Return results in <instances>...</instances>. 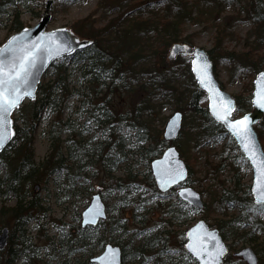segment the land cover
I'll list each match as a JSON object with an SVG mask.
<instances>
[{"label":"trees","instance_id":"trees-1","mask_svg":"<svg viewBox=\"0 0 264 264\" xmlns=\"http://www.w3.org/2000/svg\"><path fill=\"white\" fill-rule=\"evenodd\" d=\"M130 1L137 3L134 7L138 10L136 16L126 19L125 13H122L111 18L99 30L86 32L87 36L96 41L74 55L78 58L76 67L81 71V77L86 78V93L69 88L66 62L71 57H65L53 63L54 78L40 83V97L21 108L20 123L15 118V136L0 154L1 167L8 172L7 179L0 178V193L20 195L17 197V204L1 209L0 230L2 227H12L13 230L6 248L0 250V264H16L26 249L29 250V257L33 258L32 263L40 261L37 258L40 249L30 251L34 246L27 230L32 222L40 224L41 219L48 214L49 207H45L43 203L48 201V194L53 196L50 186L65 193L66 200L77 196L88 198L92 193L90 187H93L96 178L100 188H104L110 196L114 193L117 196L114 204L107 205L108 218L96 228L77 227L73 231V227L68 225L65 232L61 227L58 235L47 238L46 248L64 260L61 263L52 261L45 264H92L90 259L98 255L109 240L121 246L123 264H187L188 261L197 264L184 248L185 232L189 226L186 229L182 227L193 219L191 214L198 211H203V218L212 219L210 225L217 227L229 244L230 252L224 264H237L232 259L237 258L234 252L240 249V244H243L242 247H252L259 257V264H264V222L260 221L258 215L264 210V205L255 204L251 186L246 187L243 182L242 166L247 164V160L222 124L210 115L207 96L196 83L191 64L188 63L189 58L170 61L167 56L168 46L180 41L183 24L196 20L197 16L186 0H161L164 10L158 15L154 14L155 18L149 20L142 18V15L155 6L156 0ZM235 1L239 4V11L252 24L245 37V42H251L252 47L242 55L234 50L221 48L226 28L216 24L217 42L208 53L215 69L223 62L231 65L230 71L234 75L253 77L251 84H247V96L234 95L236 115H244L252 110L253 79L258 72L264 70V2ZM27 2L0 0V23L4 19L11 21L9 28L12 33L24 27L19 7L21 4L27 5ZM225 2L234 3V0L204 2L206 9L200 16L204 13L212 16L217 6L220 5L221 10ZM135 27L139 29L134 30ZM73 30L80 34L83 27L77 21L73 24ZM151 30L155 32L153 38L148 36ZM98 36L102 39L99 40ZM254 47L259 48L255 50ZM157 57L159 61H155ZM127 75L130 81L127 80ZM144 75L147 80L143 79ZM110 77L112 78L108 83ZM120 80L122 82L117 83ZM220 85L225 88L222 82ZM155 88H161L163 94L177 92L181 95L175 97L182 104L179 109L183 113L190 112L194 118L190 127L184 121L181 137L174 141L188 163L187 153H191V148L199 151L208 142L216 146L218 142L225 141L226 145L231 146L232 152L237 153L233 154L232 161L229 157L214 166L210 164L214 177L219 179L222 172H228L232 182L227 187L222 185L215 192L211 207L204 204L201 210L193 207L189 210L181 200L178 204L172 203L167 207L159 202L164 216L159 224L150 220L152 209L147 195L150 191L159 197L163 195L157 190L150 169L142 178V174L130 169L126 163L128 153L124 150L127 144L137 146L136 153L149 165L169 145L161 137V132H155L151 126L154 111L161 106L153 99ZM134 93H139L140 99L134 100L137 102L112 100L111 97L114 94L124 98ZM74 95L84 97L79 100L77 115L74 114L75 110L69 113L66 111L67 102ZM44 109L51 110L53 118L44 132L49 141L47 155L38 161L34 142ZM83 117L85 120L80 122ZM125 126L129 133L126 135L123 134ZM91 129H95L92 135ZM256 130L263 143L264 118L256 125ZM122 167L123 174L119 176ZM189 172L190 177L195 174L192 166ZM41 184L45 185L46 191L43 198L34 195L31 206L22 202L23 192ZM57 203L61 204L59 198ZM77 211L76 219H80L81 213ZM150 224L154 226L150 227ZM102 225L108 231L105 235L99 230ZM167 225L173 229H168ZM174 229H181L180 233ZM109 233L111 238H107ZM237 261L238 264H246L240 258Z\"/></svg>","mask_w":264,"mask_h":264},{"label":"rangeland","instance_id":"rangeland-1","mask_svg":"<svg viewBox=\"0 0 264 264\" xmlns=\"http://www.w3.org/2000/svg\"><path fill=\"white\" fill-rule=\"evenodd\" d=\"M27 1H28L27 5L21 4L19 7L20 20L23 22L24 27L33 26L39 21L45 9L46 0H27ZM186 1H188L189 6L192 9V12L195 16H197V19L194 21H186L183 24V32L181 34L180 41L173 42L171 45L168 46V50H167L168 54L170 47L174 43H186L193 48L197 47L200 49H205L206 51L212 49L217 42L216 24H221L226 28L225 29L226 37L221 39V43H220L221 48H226V50H234L238 53H241L242 55L252 47L251 42H249L248 44L247 42H245V37L247 36L248 32L251 30L252 24L248 19H246L244 13L239 11L240 10L239 4L236 3L235 0L234 3L225 2L221 10H219L220 5H218L216 10L212 13V16L208 13H204L203 15L200 16V13L206 9L204 2L211 0H186ZM240 1L241 3H244L247 2L248 0H240ZM135 4H137L135 1H130V0L129 1L127 0H55V2L52 5L53 10L51 9V20L49 22L47 29L51 30L59 27H69L73 29V24L78 21L80 25L83 27V30L79 35L82 38L91 39L94 42L96 41V39L87 36L86 32L90 33L91 31L99 30L111 18L121 15L122 13H125L124 16L126 17V19L136 16L137 14L136 12L138 10L134 9ZM163 10H164V3H162L161 0H156L155 6L152 7L150 11L145 12L142 15V18L153 20L155 18L154 14L158 15ZM198 17L200 18L198 19ZM8 20H11V18H9ZM10 22L11 21H7L6 19H4L2 21V24L0 23V45L4 41H6L12 34L15 33V32L12 33L9 28ZM138 29H139L138 27L134 28V30H138ZM148 36L150 38L155 37V32L151 30ZM100 39L102 38L99 37V40ZM122 39H124L123 35H122ZM258 48L259 47H254L255 50H258ZM179 58H183V57L178 56L175 60ZM188 58L189 60L192 59L191 56H188ZM60 60L61 59H59L58 61ZM77 60L78 58L73 56L69 58L66 62L69 73V80H68V83L70 84L69 88H76V90L82 92V94H85L86 93L85 86L87 85L86 78L83 79L81 77V71L78 70L76 67ZM155 61H159V57H157ZM188 63H190V61H188ZM230 70H232L231 65L230 64L228 65L223 62L219 63L217 68L215 69L219 81L222 82L223 86L225 87L224 89L233 95L242 94L243 96H247L249 94V91L247 89V84H251V80L253 77L242 74L234 75V73H232ZM54 74H55L54 70L52 69V67H50L46 75L44 76L42 82L46 83L52 80L54 78ZM111 78L112 77L108 79L107 81L108 83L111 81ZM126 78L128 81H130L129 75H127ZM143 79L147 80L146 75H144ZM121 82L122 81L120 80L117 83H121ZM155 90L156 91L154 92L153 99L155 100V102L157 101L159 104H161V106L156 108V110L154 111V117L152 115L153 117L152 121L154 122L151 126L155 132L156 131H158L159 133L161 132L160 135L164 139L163 132L168 119L176 111H181L179 109V106L182 104L178 102L177 99L175 98L176 96L178 97L181 95L177 94V92L163 94L161 92V88H155ZM38 97H40L39 94ZM111 97L112 100H132V102H137L134 100L140 99L139 93L127 95L124 98H119L116 97L114 94H111ZM83 98L84 97L80 98L78 95L72 96L70 100H68L67 102L66 111L69 113L70 111L75 110L74 114L77 115L78 113L77 111L79 109V105H78L79 100H82ZM28 102L29 101L26 100L14 114V119L16 118L18 120L17 121L18 123H20V118H21L20 110ZM50 111L51 110L49 109L48 110L44 109V111L40 115V120L38 122V128L34 142L36 159L38 161L41 160L44 156H46L48 151L49 141L45 137L44 132L49 127L51 119L53 118V115L51 114ZM183 115H184L183 124L184 121H186L188 123L187 127H190L194 122L193 116L190 114V112H185L183 113ZM238 116L241 115L235 114V117ZM84 120L85 119L83 117L80 122H83ZM89 126L91 127V125ZM182 131H183V126L181 132ZM127 132H128L127 127L125 126L123 130V134L124 135L129 134ZM93 133H95V129L93 130L91 129L90 135H92ZM166 142L171 144L170 141H166ZM175 143L176 142H174L173 144ZM262 145L264 148V141ZM136 147L137 146H132L131 144H127L126 147L124 148V150L128 153L127 155L128 160L126 163L129 165L130 169L134 170L135 173L142 174L140 176L142 178L143 174H146L148 169H150L151 162L148 165V162L146 163V161L142 160L141 157H139L138 153H136L137 152ZM177 148L181 153L180 148L179 147ZM192 148H191V153H187L189 157V163L186 161L185 156L183 154L181 155V157L187 163L189 170H191V166H192L193 172H195L194 175H191V177H189L187 181V185H190L195 190L199 191L203 196L204 204L210 206V203L213 199L215 192H217L218 189H220L221 187L223 186L227 187L232 183L231 174L228 172L226 173L222 172L219 176V179L217 178V176L214 177L212 175L213 168L210 167V164L214 166V164L219 163L221 160H225L226 158L229 157L232 161L234 157L233 154L234 153L237 154V153L236 152L233 153L231 146L226 145L225 141L218 142L216 146H213L211 142H208L204 144L202 149L199 151L198 149H192ZM2 174H3V169L1 168L0 175ZM122 174H123V167L122 170H120V172L118 173V175L121 176ZM241 176H243V182L245 183L246 187L247 185L251 186L253 179V172L248 161L246 165L242 166ZM97 180L98 178L94 180L93 187H90L92 193L88 198L77 196V197H70L68 200H66L65 193H62L60 189L59 191L58 190L56 191L52 186H50V188L53 189V196L52 198L49 199V201L43 203L45 207L50 208L49 213L41 219L40 224H36L35 221L32 222L27 230L28 231L27 234L31 237L34 246L30 251H36V249L38 248L40 249L41 255L45 257L52 255L51 251L44 249V247L48 245L47 238L48 237L52 238L58 235L59 234L58 230L60 229V226H62V230H65L67 227L69 228V226L73 227V231L77 230V227H80V219L78 218L76 219L75 211L78 210L77 213L78 212L81 213L89 204L93 193L96 192L101 193L106 206L107 205L111 206L116 202L117 196H115V193L111 196L107 194V191L104 188H100L98 186ZM222 182L224 183L222 184ZM87 187H89V185H87ZM44 188L45 185L41 184L39 188V192L42 198L43 196H45V192H46ZM162 195L163 196L161 197L156 196L151 191L147 195V198L149 199L150 202L149 204H151L150 207L152 209L149 214V217L151 218L150 220L157 221L158 224L160 223L159 222L160 219L164 217L163 209L160 208L158 205L159 202L165 205L166 207L172 203L178 204L180 202L179 201L180 199L177 196V189H173L171 192ZM58 198L62 199L60 205L57 203ZM185 208L190 210L189 205H187ZM202 212L203 211L194 212L193 214L190 213L193 219L190 220V222L184 225L182 228L186 229L188 226L194 224L198 219L203 218ZM214 215L215 214H213V216ZM258 215L260 221L264 222V210L260 212ZM206 220L210 224H212L211 223L212 219L207 218ZM63 223L65 224V226H63L64 225ZM43 226L45 227L43 228ZM149 226L152 227L154 226V224H150ZM167 226L168 229H173L170 225ZM99 230L102 234L108 233L104 225H102L99 228ZM174 230L180 233L181 229L179 230L174 229ZM65 232L67 231L65 230ZM107 238H111L110 233L107 234ZM109 242L112 241L109 240ZM242 246L243 244H240L238 248H241ZM174 256H177V254H175ZM40 258L41 257H39L38 259ZM237 258L234 257L232 261L237 262L238 264ZM16 264H20V263L17 262ZM32 264H43V262L42 259H40V261L35 260V262ZM187 264H193V262L188 261Z\"/></svg>","mask_w":264,"mask_h":264},{"label":"water","instance_id":"water-1","mask_svg":"<svg viewBox=\"0 0 264 264\" xmlns=\"http://www.w3.org/2000/svg\"><path fill=\"white\" fill-rule=\"evenodd\" d=\"M54 2L55 0H46L42 17L35 25L22 28L0 45V69L3 71V76L0 79L10 81L11 77L16 75V70L19 68L22 59L27 70L26 73H20V79L14 82L18 86V94L21 96L18 106L2 114L4 120L0 122L2 123L0 130L3 131L4 141L0 145V153L11 143L16 133L13 115L26 100H36L39 85L51 65L56 60L65 56H72L77 51L87 48L93 42L91 39L82 38L69 27L47 29ZM179 55L183 57L192 56V73L198 86L208 97V111L218 123L225 127L248 161L253 172L251 195L255 204H264V200L254 191L259 187L256 183L257 167L253 165L250 154L244 147L245 144L254 147L257 162L261 157H264V148L255 128L264 118V70L258 72L253 81L252 110L235 117V98L220 86L209 53L205 49L193 48L186 43H174L170 47L168 59H176ZM3 87L7 90L10 85L4 84ZM26 91H30L32 95H25ZM245 118L247 119L248 135L242 138V136L234 134L231 125L237 121L245 120ZM182 126L183 113L176 111L165 125L164 139L170 142L176 141ZM150 170L160 192L167 193L172 189H177V196L181 201L194 208L202 209L204 207L202 194L186 184L189 179V167L175 144L169 145L161 156L151 161ZM106 218L107 206L102 195L96 192L81 213V226L82 228L97 227ZM7 232L8 230L5 228L0 234L1 246H5L7 243ZM212 236H215L216 239H211ZM185 237L184 248L197 264H212L209 253L215 255L218 245L227 249L226 254L219 260V264H224V259L230 251L228 242L223 238L219 229L212 227L206 219L200 218L189 226L185 232ZM235 255L246 264H259L257 253L250 246L240 248L235 252ZM91 263L123 264L121 246L107 243L99 255L91 258Z\"/></svg>","mask_w":264,"mask_h":264},{"label":"snow or ice","instance_id":"snow-or-ice-1","mask_svg":"<svg viewBox=\"0 0 264 264\" xmlns=\"http://www.w3.org/2000/svg\"><path fill=\"white\" fill-rule=\"evenodd\" d=\"M26 71L27 70L24 67V60L22 59L19 68L16 70V75H13L10 81L0 79V122L4 120V116L2 115L3 113H7L11 108L18 106L21 96L20 94H18V86L14 82L20 79V73H26ZM2 76L3 71L2 69H0V77ZM201 82L203 83V80ZM4 84H9V89H4ZM24 94L29 96L32 95L30 91H26ZM231 127L234 131V134L242 136V138L248 135L246 118L245 120L237 121L236 123L231 125ZM0 129H2V123H0ZM3 141V131L0 130V145L3 144ZM244 147L245 150L250 154V158L252 159L253 165L257 167L256 183L259 185V187L257 189H254V191H256L258 195L262 198V200H264V157H261L259 162H257L254 147H251L248 144H245ZM211 239L215 240L216 238L215 236H212ZM226 252V248H224L222 245H218L215 255L209 253L212 259V264H219L220 258L224 256Z\"/></svg>","mask_w":264,"mask_h":264},{"label":"flooded vegetation","instance_id":"flooded-vegetation-1","mask_svg":"<svg viewBox=\"0 0 264 264\" xmlns=\"http://www.w3.org/2000/svg\"><path fill=\"white\" fill-rule=\"evenodd\" d=\"M1 159V158H0ZM40 161V160H39ZM7 171H6V169H3V174L2 175H0V178L1 179H4V178H8V176H7ZM53 178V177H52ZM52 178H51V181L50 182H52L53 180H52ZM39 188H40V185H37V187H33L32 188V190H28V191H25V192H23L22 194H21V198H22V202H24L25 204H28V206H31L32 205V202H33V199H34V195H36V196H40L41 194H40V192H39ZM17 196H14L13 194H5V193H0V213H1V209L4 207V206H13V205H15V204H17L18 203V199H17V197L20 195V193L19 194H16ZM41 197V196H40ZM44 197V196H43ZM42 198V197H41ZM50 198H52V195L51 194H48L47 196H46V199L49 201V199ZM60 201L62 202V199L60 198ZM50 209V208H49ZM48 213H49V211H48ZM22 221V220H21ZM45 226H43V228H44ZM61 227L62 226H60V229H61ZM81 227V226H80ZM5 228H7V230H8V232H7V243H6V245L8 244V241L10 240L9 238H10V235L12 236V233H11V231L13 230L12 229V227H2L1 228V230H0V234L3 232V230L5 229ZM14 228V227H13ZM82 228V227H81ZM15 229V228H14ZM59 229V230H60ZM19 232H22L21 230L19 231ZM6 245L4 246H1V244H0V250H4L5 248H6ZM44 249H47L46 247H44ZM5 253V251L4 252H2V254H4ZM23 254L24 255H22L19 259H18V263H20V264H29V263H31L32 264V262H33V258H30L29 257V250L28 249H26L25 250V252H23ZM39 257H41L40 259H42V262H43V264H45V263H50V262H55V263H61L63 260H64V258H60V257H57V256H55L54 255V253L52 252V255H50V256H47V257H45V256H43V255H41V253H40V255L39 256H37V258H39Z\"/></svg>","mask_w":264,"mask_h":264},{"label":"bare ground","instance_id":"bare-ground-1","mask_svg":"<svg viewBox=\"0 0 264 264\" xmlns=\"http://www.w3.org/2000/svg\"><path fill=\"white\" fill-rule=\"evenodd\" d=\"M210 224V223H209Z\"/></svg>","mask_w":264,"mask_h":264}]
</instances>
